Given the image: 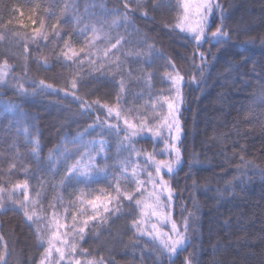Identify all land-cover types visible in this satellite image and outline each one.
<instances>
[{
    "label": "trees",
    "instance_id": "obj_1",
    "mask_svg": "<svg viewBox=\"0 0 264 264\" xmlns=\"http://www.w3.org/2000/svg\"><path fill=\"white\" fill-rule=\"evenodd\" d=\"M142 3L150 18L140 14L143 8L129 14L134 37H129L126 48L138 59L139 49L146 50L151 58L143 63L136 60L130 68L122 66L115 72L113 68L97 71L88 63L64 66L49 47L44 43L37 46L28 37L42 21L51 40V26L56 24L62 35L70 34V41L79 49L83 46L80 31L90 37L89 20L94 22L106 10H122L121 0H0V60L8 59L13 69L6 83H0V99L19 105L40 144L35 151L18 120L0 107V186L10 187L27 180L33 191L39 190L47 212L53 202L56 207H67L73 199L70 194L77 189L107 188L102 178L90 186L76 181L71 182L76 187H67V181L61 183L74 161V153L55 167L49 162V153L76 133L94 127L109 137L106 129L95 127L94 115L82 114L79 101L71 95L70 81L77 80L76 95L88 103L100 100L115 107L118 87L113 79L126 83L127 96H134L133 90L146 77L156 87L168 86L164 75L171 68L157 55L162 53L184 76L179 110L180 163L171 176L164 178L174 189L168 214L177 225L187 220L189 244L179 258L170 257L159 241L131 229L132 217L128 213L136 210L130 209L127 202L123 204V214H116L95 231H91V223L85 239L78 244L88 258L103 257L105 264H182L189 256L194 264H264V0H219L228 38L218 45L203 43L199 49L192 35L172 27L181 14L176 0ZM130 4L135 10L136 5L131 1ZM36 5L39 8L35 24L27 20L24 25L16 22L17 7L27 12ZM101 5L104 9L99 10ZM152 5H158L156 10ZM9 19L13 23L7 25ZM220 23V13L214 10L207 31H215ZM108 32L111 36L118 34L111 26ZM145 36L156 52H149L143 45ZM53 47L61 44L57 41ZM197 51L206 57L202 72L199 57H194ZM45 59L50 68L41 66ZM104 71L107 79H94ZM41 79L64 91L32 85L33 80ZM21 84L26 91L19 90ZM97 114L106 119L103 110ZM107 119L109 123L117 122L114 117ZM119 123L124 127L121 119ZM134 140L141 150L151 145V139L144 136ZM13 164L15 168H11ZM69 211L71 214L72 208ZM0 235L8 248L7 264L39 263L44 247L16 206L0 210Z\"/></svg>",
    "mask_w": 264,
    "mask_h": 264
},
{
    "label": "snow or ice",
    "instance_id": "obj_2",
    "mask_svg": "<svg viewBox=\"0 0 264 264\" xmlns=\"http://www.w3.org/2000/svg\"><path fill=\"white\" fill-rule=\"evenodd\" d=\"M123 9H114L113 13L120 20L128 22L129 14H135V11L144 9L140 14L144 18H150L147 7L142 3V0H131V3L136 5V9L133 10L130 4V0H121ZM177 7L181 10V14L176 17V23L172 25L173 28L179 29L181 32H190L192 34L193 40L197 44V48L202 47L203 43H215L220 44L225 42L228 38V33L224 30L225 25L223 23L224 13L223 7L219 3V0H176ZM153 10H156L158 5L151 6ZM39 8V5L29 8L27 12L23 8L17 7L14 11L18 14L16 22L24 25L27 20L35 24V14ZM218 10L220 13V26L216 27L215 31L208 32L209 27L208 21L212 16L213 11ZM55 13H53L54 15ZM198 17L195 26H191L186 23L188 21L189 15ZM119 20L114 19L112 24H117ZM13 21L9 19L7 25L12 24ZM52 39L49 40L48 33L44 30L43 22H40V27H33L32 34L28 39L32 41L33 44L37 46L40 43H44L45 47H49L50 51H53L56 55L57 61L61 62L64 66L72 65H83L88 63L92 65L97 71H100L101 65L97 63V57L93 49L103 52L104 63H109L116 57V53L123 50L124 45L129 43L125 39V36L116 34L111 36L108 32H105L103 27L97 29L94 25L88 27L93 35L89 37L83 30L80 31L79 35L83 36V46L77 49L74 47L73 43L70 41V34L64 33L62 35L61 29L53 24L52 26ZM97 33H102V39ZM127 35V33H126ZM65 36H69V39H65ZM23 39V37H22ZM148 37L145 36L142 40L144 46L147 47L149 52H156L154 45L148 43ZM97 40L105 45L103 49H100ZM59 41L61 47H53L54 43ZM115 50V51H112ZM27 46H24V53L27 55ZM39 51V47H37ZM111 53V55H109ZM162 58L167 61V66L171 68L170 72L165 73L166 80L170 82L175 95L171 98L164 97L163 101L160 103V107L164 108L166 106L167 115L157 116L156 118L161 121V123L154 125V127H149L147 123L143 120L140 123L134 124L130 123L127 118L123 120L124 127L120 126V117L122 109L119 107L125 104L124 92L125 84L123 80L119 82L112 80V83L116 84L118 91L114 97V104L117 107H110L108 104H102L100 100H95L92 103H88L82 97L76 95L77 80L72 79L70 81L71 95L79 101L82 107L83 115H94L95 127L104 128L107 130L108 134L115 135L117 137L123 132V139L120 141L122 146L125 147V151L129 153V159L133 157L141 156V151L137 150L135 143L137 141L134 138L144 134V137L164 142L161 138L167 136L173 140L172 146L169 147L168 143H164L165 152H175V160L170 161L167 159H155V156L150 153H143L146 162H149L152 171H148L147 167L140 169L139 165L131 168V174L128 172V168L131 166L126 160L120 165V174L112 175L111 181L108 180V170L106 167H101L97 161L96 156L100 157V162L105 163L108 157L103 155L104 152V141L93 142L94 144H99V149L96 150V155L92 152H87L81 155V158L76 160L72 165L66 169V174L62 178L61 183L65 181L68 182L67 187H76L72 184V181H76V184H84L90 186L91 183H98L102 178L107 184V188L95 189L91 192H86L83 189H77V191L71 193L70 195L73 199L70 201L67 207L63 208L62 216L65 221L69 218L71 219V224L61 223L58 218V213L56 210L55 202L49 205V211L51 213V218L36 216L35 211L31 214L29 213V207L34 208L37 201L29 200L28 197V181L25 180L23 183H15L11 188H5L0 186V194L6 192V195H0V209L5 208V200L17 205L18 208L22 209L26 221L35 223L36 236L37 239L43 244L45 243L44 237L40 236L41 223H45L50 226L49 230L51 235L47 239V247L44 250L43 255L40 258L39 264H50V258L52 252L55 251L58 254L59 261H65L66 250L68 253L67 264H81L79 259H76L77 246L76 243H69L67 237L71 235L74 240H84L86 232L89 231V224L92 222L91 231L99 226L107 223L116 214L122 213V207L124 203H128L130 209H135V212H129L128 215L132 217L131 219V229L135 230L141 236H149L153 240H158L160 246L170 257L179 258V253L183 252L189 244V225L187 220H184L181 225H177L175 220L171 219L168 212L162 211V209H171L172 199L174 189L164 177L165 175L171 176L175 172V165L180 163V151L175 147V141L179 139V135L182 131L181 124L179 121V106L183 101L182 97V86L184 84V76L181 74L180 70L176 67L175 63L164 57L162 53H157ZM198 56L201 62L200 71H203V64L206 57L202 51H197L194 53V57ZM123 62H118L115 64L116 68H122ZM41 66L45 68H50L48 61L45 59L42 61ZM27 67L26 65L24 66ZM12 66L9 65L8 59L0 60V83H6V78L9 73L12 72ZM130 75V73H129ZM106 71L101 72L100 77H94V79L101 80L107 79ZM13 79H19L18 77H13ZM195 81V76L192 77ZM33 86L39 85L42 90H52V91H64V89H55L52 84H48L45 80H33ZM21 92L26 91L23 85H18ZM65 95H69V92L65 91ZM159 97L157 100L159 101ZM99 110L104 111L106 119H101L100 115L97 114ZM153 112H155V107L153 105ZM115 118L116 123H109L107 118ZM173 131H175V136H173ZM162 154V153H161ZM243 159V158H241ZM15 164L11 165V168H15ZM27 171V169H25ZM141 171L144 172L146 179L141 180L139 177ZM153 172L155 174H153ZM11 174V170L8 173ZM126 180L132 185H134V190L129 191L127 187H121V181ZM149 188L151 191H149ZM21 191L23 193V199H13V192ZM136 194H139L140 198H136ZM147 194V199L151 200V203H147L144 199ZM37 197L40 196L39 190L35 192ZM75 208L76 213L80 217H86L83 219H78L76 213L69 214V208ZM85 209H90V211H85ZM151 217H155L157 222L165 221L171 224L169 233H162L157 230L156 224H151L150 228H145V222L150 220ZM64 231H61V230ZM54 241L56 243H54ZM56 244L62 245L57 247ZM0 248L3 249V254L0 255V264H7L5 256L8 253L7 244L4 241L3 235H0ZM86 250L81 251L80 255H86ZM85 264H105L103 257L99 259L86 260ZM174 264V262H173ZM182 264H194V260L191 256L185 257Z\"/></svg>",
    "mask_w": 264,
    "mask_h": 264
},
{
    "label": "rangeland",
    "instance_id": "obj_3",
    "mask_svg": "<svg viewBox=\"0 0 264 264\" xmlns=\"http://www.w3.org/2000/svg\"><path fill=\"white\" fill-rule=\"evenodd\" d=\"M94 5H95V3H94ZM102 9H104L103 6L102 5L99 6V10H102ZM113 10H106V12L105 11L102 12V15H100L101 17L99 19L95 20L94 22H92V20L90 19L88 22L89 27L93 26V25L97 29H100L101 27H103L105 32H108L110 26L114 27L115 32H117L121 36H125V39L129 41L130 40L129 37H131V38L134 37V35L131 34L132 25L129 22H125L123 20H120L117 16L112 14ZM114 19L119 20V22L117 24H112V21ZM197 19H198V17H194L190 14L188 21H186V23L190 24L191 26H195ZM126 33H127V35H126ZM186 33L192 35L190 32H186ZM92 35L93 34L91 33L90 37ZM97 35H100L101 39H102V33H97ZM97 44H98L100 49H103L105 47V45L103 43H101L99 40H97ZM126 47H128V43L124 45V48L122 51L116 53V57L118 59H114V60L110 61L109 63L103 62L104 57H103L102 51H97L96 49H93L95 56L97 57V63L101 65L100 70L109 69V68H113V70H115L116 69L115 64L118 62H123L122 66H124L126 69H128L136 60L137 61L139 60V62L143 63L145 61L150 60V58H151V56L148 54V52L146 50L139 49L138 53H136V54L138 56H140L141 58L138 59L135 56V53H132L130 48H126ZM112 51H115V50H112ZM109 55H111V53H109ZM91 67H93V66L91 65ZM115 72H116V70H115ZM164 77L166 79L165 75H164ZM124 84H125L124 98H125L126 103L119 106L122 109L121 117H120L122 123H123V120L125 118H127L130 123H134L137 125L140 123L141 120H143L145 123L148 124L149 127H154V125L161 123V121L158 120L156 117L157 116H166L167 115V109H166V106L164 108H161L160 103L163 101L164 97L167 96V97L171 98L172 96L175 95L174 90L172 89L170 82H169L168 86H166L164 88H159V87H156L154 85L155 83L150 77H146L143 80L142 85H139L138 87H136L133 90V92L135 93L134 96H127L126 95V83L124 82ZM157 97L160 98L159 101L157 100ZM153 105L155 107V112H153ZM180 106H181V104H180ZM180 106H179V110H180ZM0 107H2L5 111L12 114L18 120L19 125L21 126V129L23 130V132L26 136V139L33 142V144L35 146V151H37V148L40 145L38 137L36 136V132L32 126V123L28 122L26 114L22 111V109L19 108V105L16 102H12L8 99H0ZM115 107H117V106H115ZM179 121H180V118H179ZM180 124H181V122H180ZM101 133H102L101 131L95 130L94 127H92L90 129H86L85 131L76 133L73 137H68L62 145L56 147L53 151H51L49 153L48 159H49L50 164L53 167H55L59 163L64 161L67 158V156H69L73 153H74L73 163L76 160L80 159L81 155H83L84 153L92 152L93 155H96V150L99 149V144L98 143L94 144L93 142H98L101 140L104 141V145H105L103 155L108 157V159L106 160L105 163H101L100 157L96 156V161L101 167L107 168L108 173H109L108 177L112 176L113 174L119 175L120 174V165L126 160L131 165L128 168L129 174H131V168L135 167L136 165H139L140 169H144L147 167L148 171H152V168L150 167L149 162L145 161L143 153L153 154L155 156V159H157V160H160V159H167L170 161L175 160V152H165L164 151V143L165 142L169 144V147H171L172 143H173V140L168 138L167 136H164L161 138L164 142H160L159 140H156L155 138L151 139V145L146 150H141L135 146L137 150L141 151V156L136 157L133 154V157L131 159H129V153L127 151H125L126 146H122L120 143V141L123 139L124 134H123V136H119V137L109 134V137H108L105 134L101 135ZM140 136H144V134L141 133ZM173 136H175V131H173ZM180 136H181V133L179 135V139H180ZM179 139L175 141V147L176 148H178ZM73 163H71V165ZM176 166L177 165H175V167ZM153 174H155V173L153 172ZM139 178L141 180L146 179L143 171H141V175ZM20 183H23V182H20ZM28 185H29V188H28L29 200L30 201L31 200L37 201L34 208L29 207V209H28L29 213L31 214L33 211H35L36 216H38V217L43 216V217H47L50 219L51 213L47 212L43 209V205L41 204L40 196L37 197L35 195L36 191H33L29 182H28ZM11 187L12 186L5 187V188L7 189V188H11ZM121 187H122V189L127 187V189L129 191L134 190V185H132L131 183H129L126 180L121 181ZM91 191H93V190L88 189L86 192H91ZM149 191H151L150 188H149ZM0 195H6V192L3 194H0ZM136 198H140L139 194H136ZM13 199H23V193L19 190L13 192ZM144 199L147 201V203H151V200L147 199V194L145 195ZM9 205L16 206L18 208L17 205H14L11 202L5 200V207L9 206ZM64 207H66V206L56 207V210L58 213V218L60 219L61 223L71 224L70 216L66 221L62 216V212H63ZM18 209H20V208H18ZM70 209H71V207H70ZM20 210L23 212L22 209H20ZM85 211H90V209H85ZM162 211L168 212L167 209H162ZM69 213H70V211H69ZM72 213H76L75 208H72ZM23 214H24V212H23ZM76 214H77L78 219L86 218V217H80L78 213H76ZM29 223L32 224V226L34 227V229L36 231L37 225L35 223H32V222H29ZM91 223L92 222H90V224ZM151 224H156L157 230L162 232V233H169L170 232L171 224L168 222H165L163 220L157 222L155 217H151L150 220H147L145 222L144 227L150 228ZM39 227L41 229L40 236L44 237V239H45V243H43V244L41 242L40 243L44 247V250H45V248L47 247L46 241L49 238V236L51 235L50 230H49L50 226L45 224V223H41L39 225ZM61 231H64V230L62 229ZM63 238L67 239L69 241V243H76V246H77L76 259H79L81 264H85L86 260H92V258H88L86 255H80L81 251H83V250L81 249V247L78 244L79 240H74L71 235H69L67 237H63ZM54 243H56V242L54 241ZM56 246L61 247L62 245L56 244ZM67 259H68L67 250H66L65 261H59L58 260V254L55 251H53L51 258H50V264H67Z\"/></svg>",
    "mask_w": 264,
    "mask_h": 264
}]
</instances>
